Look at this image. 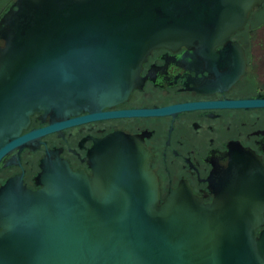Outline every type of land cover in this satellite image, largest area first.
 <instances>
[{
	"label": "water",
	"instance_id": "obj_1",
	"mask_svg": "<svg viewBox=\"0 0 264 264\" xmlns=\"http://www.w3.org/2000/svg\"><path fill=\"white\" fill-rule=\"evenodd\" d=\"M262 1L14 0L0 15V133L30 145L76 122L142 112L100 109L141 87L152 50H213ZM37 111L49 124L19 135ZM96 146L91 174L48 151L40 188L9 181L0 264H264V164L253 151L234 152L206 202L184 184L161 200L139 135L112 132Z\"/></svg>",
	"mask_w": 264,
	"mask_h": 264
},
{
	"label": "flooded vegetation",
	"instance_id": "obj_2",
	"mask_svg": "<svg viewBox=\"0 0 264 264\" xmlns=\"http://www.w3.org/2000/svg\"><path fill=\"white\" fill-rule=\"evenodd\" d=\"M140 77L141 87L134 88L127 99L100 109L140 113L76 122L35 138L30 145L14 146L8 131L0 133V207L10 180H20L33 190L41 187L48 151L72 169L91 174L97 141L116 131L139 135L152 152L151 167L158 176L161 200L184 184L211 201L241 147L253 151L264 164V0L229 42L213 50L154 49ZM49 122V115L34 112L19 135Z\"/></svg>",
	"mask_w": 264,
	"mask_h": 264
},
{
	"label": "rangeland",
	"instance_id": "obj_3",
	"mask_svg": "<svg viewBox=\"0 0 264 264\" xmlns=\"http://www.w3.org/2000/svg\"><path fill=\"white\" fill-rule=\"evenodd\" d=\"M14 0H0V12Z\"/></svg>",
	"mask_w": 264,
	"mask_h": 264
}]
</instances>
